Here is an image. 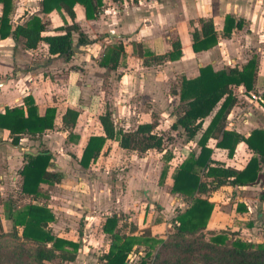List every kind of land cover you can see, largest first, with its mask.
<instances>
[{
    "label": "crops",
    "instance_id": "1",
    "mask_svg": "<svg viewBox=\"0 0 264 264\" xmlns=\"http://www.w3.org/2000/svg\"><path fill=\"white\" fill-rule=\"evenodd\" d=\"M40 2L41 0H11V10L8 15L11 29L23 24L32 15L38 16L42 22L47 24L46 31L42 32L41 35L62 34L64 31L61 28L72 24V20L63 10L42 13ZM100 4L102 5L99 13L94 19H86L83 6L76 4L73 7L75 24L92 42L79 46L67 61L49 55L47 46L43 42H40L35 49L27 50L24 48V40L21 37L14 40L11 36H8L0 40V112H3L5 107L20 105L26 95H31L40 114L43 113L46 107L56 108V122L58 123L67 108L79 112L85 107L80 100L82 98L80 95L81 89L101 85L102 82L105 83L106 78L116 84L111 76L115 72L119 82L113 86V89L116 90L117 86L120 92V95H118L119 103L127 104V114L130 115L128 108L134 104V98L141 95L147 99L146 102L151 107L150 110L143 108L139 113L150 117L152 111L155 113V110L159 107L158 105L168 104L170 100L177 99L178 101L177 96H173L168 92L167 81H174L176 76L178 78L181 76L193 78L198 74V69L206 65H211L214 70L223 69L227 72L230 68L240 67L252 56H256L258 65L254 89L246 91L242 85L232 88L237 101L227 115L225 129L245 137L254 129L264 128L262 119L257 120L256 117L257 114H262L264 117L263 105L255 104L252 99L253 96H256L264 100V89L262 91L257 90L258 82L264 84V75L259 73V56L263 55L260 58L264 59V0H121L119 3L101 0ZM1 15L2 4L0 3V18ZM227 15L239 20L240 27L234 29L229 38H220L218 44L211 49L193 52L191 49V33L195 28H200L199 20L212 19L215 29L220 31ZM173 39H178L180 42V59L167 61L159 66L144 67L140 65L134 52L135 44H141L143 48L155 54H162L171 49L170 44ZM255 41L258 44L253 47L250 46ZM117 43L122 44L124 55L116 69L99 66V60L105 48ZM156 69L157 76L147 78V71H155ZM59 83L65 86H59ZM66 86V96L62 98H65L68 106L64 108L63 112L59 113L57 101H60V99L57 93L60 90L65 91ZM114 93L113 99H116V92ZM133 94L138 95L133 97ZM92 95L89 97V103L95 101L99 94L96 92ZM42 101L48 102L44 108H41L38 104ZM106 111L110 112L109 110ZM79 116L80 113L78 118ZM126 117L128 116L126 115ZM112 120L116 127L113 118ZM77 121L71 129H63L61 126L34 138L23 136L18 147H12L7 142L9 139L6 131L0 132L1 146L10 147L11 149H19L26 139L34 145L36 139H42L44 143L47 138H53L51 135L65 133L64 139H61V147L51 148V142L48 146L45 142L46 145L41 149L34 150L32 148L22 152L18 170V177L20 178L18 191L19 196L26 201L24 204H45L55 218L53 222L49 223L51 231L59 237L78 241L69 234L75 232L76 226L80 225L81 221L85 229L93 221H97L98 217H102L104 222L106 217L113 214L117 216L120 213L124 214L130 207L137 212L139 210L138 205L142 206L144 199L147 197L146 202L149 204L150 213L146 214V211H143V219L147 218V222H149L151 220L149 217L153 218L154 214L159 217H167V211L170 213L169 222L165 223L164 221L167 218L163 217L160 223L142 224L139 227V224L134 220L139 218L140 215L135 213L130 214L131 218H127L131 221L128 223H133L137 230L150 228L153 234L164 237L165 232L171 227V219L186 206V202L180 195L170 192L171 175L191 150L180 149V154L176 157L172 151H168L171 154L168 162H165L163 157L166 152L165 149L162 152L149 150L143 153L144 155L140 154L142 156L136 159L135 167L127 172L117 173L114 181L107 179L105 171H102L101 174L99 169L97 173L99 176L90 177V174L87 176L85 173L89 172L90 166L98 160L99 156L102 161L104 160V163H110L114 148L118 150L119 154L117 155L121 156L120 158H123L129 152L132 155L136 152L120 148L115 140H107L100 155L87 168H82L79 165V160L88 138L93 135H101L102 130L100 127L99 133L82 139L78 134H75ZM120 127L126 131L122 126ZM173 131L177 132L178 130ZM181 132L183 133L182 130ZM67 139L75 140L73 146H80L78 153L72 152L70 155L67 153L64 149V146L67 145L65 144ZM207 145L211 149V159L236 170L242 169L251 157V152L242 142L236 146L232 156L228 155L227 149L216 147L214 139H210ZM42 150H48L52 155L47 170L60 172L63 179L53 186L41 184L40 189L44 195L33 199L21 193L22 177L19 171L26 161V155ZM106 151L107 154L102 156V152L105 153ZM240 151L244 153L245 163L238 167L235 156ZM157 155H160V158H157ZM145 163L146 166L152 165L156 169V180L151 185L144 180ZM165 165L168 166V169L165 179L160 185L159 177ZM168 170H170L169 173ZM261 177L260 182L254 186H224L213 192H218L223 188H230L232 192L237 189L249 191V189L260 184L264 185V175ZM249 199L242 196L236 197L231 210L232 217H235L232 224L221 226L224 217L218 216V211L215 210L217 205L209 198L213 202V210L206 230H228L234 233V237L249 242H263L264 238L260 240V233H255L257 228L255 223L252 224L253 220L251 221L253 206L248 202H252L256 197L253 200ZM241 205L244 206L243 211L238 209ZM156 207L157 209H155ZM222 212L219 211L221 214ZM259 216L258 214L257 217ZM243 220H245V224L241 223ZM103 222L99 223L100 232H102ZM59 231L63 232V235L58 234ZM253 235L256 237L254 238Z\"/></svg>",
    "mask_w": 264,
    "mask_h": 264
},
{
    "label": "trees",
    "instance_id": "2",
    "mask_svg": "<svg viewBox=\"0 0 264 264\" xmlns=\"http://www.w3.org/2000/svg\"><path fill=\"white\" fill-rule=\"evenodd\" d=\"M110 1L119 3L121 0ZM0 3V40L8 36L14 40L21 37L27 50L35 49L43 42L49 55L66 61L79 46L92 42L75 24L73 7L76 4L83 6L86 19H94L102 5L101 0H41L42 13L63 10L72 20L71 25L61 28L64 31L62 34L41 35L46 31L47 24L36 15L11 29L8 18L11 0H0ZM199 24L200 28L191 33V49L195 53L211 49L220 38H229L233 30L240 27V21L230 15L225 16L220 31L215 29L212 19H200ZM170 45L169 51L155 54L141 44H135L134 52L141 66H159L181 58L179 40L173 39ZM123 55L121 43L106 47L99 66L114 70ZM257 65L256 56H252L242 66H235L227 72L206 65L199 68L193 78H178L177 86L169 93L178 97L180 112L175 115L170 128L181 129L187 139L195 141L198 147V152L190 151L171 175L170 192L180 195L186 206L171 219V231L164 237L153 234L150 228L137 230L130 223H127V231H122L120 216L113 214L106 217L102 232L108 237L109 244L102 256L103 264H129L130 255L137 257L132 264H264V241L249 242L234 237V233L228 230H206L213 210V202L207 195L224 186L254 185L262 175L264 128L254 129L245 137L225 129L227 115L237 101L232 88L242 85L246 91H252ZM56 112L55 107H46L40 114L32 96L26 95L20 105L5 107L0 112V132L6 131L7 142L12 147H18L23 136L34 138L61 126L63 129L75 126L78 111L67 108L58 123ZM98 122L102 134L88 138L79 160L82 168H87L100 155L107 140H115L120 148L139 154L149 150L163 151V137L157 129L158 115L153 112L150 121L138 124L133 131L116 128L108 111L98 116ZM210 139L215 140L216 147L227 149L229 156L242 142L251 152V157L240 170L226 167L211 159V149L207 145ZM164 154V161L168 162L171 154L168 151ZM51 160L48 150L26 155L19 171L22 194L37 199L44 195L41 184L53 186L61 182L63 175L60 172L47 170ZM167 169L165 165L161 170L160 185ZM3 206L11 229L4 232L8 233L7 236H1L11 239L0 241V250L5 245L10 246L27 264H45L55 259L60 262L75 260L79 242L59 237L51 231L49 223L55 218L45 204L27 203L18 207L7 202ZM238 209L243 211L244 206Z\"/></svg>",
    "mask_w": 264,
    "mask_h": 264
},
{
    "label": "rangeland",
    "instance_id": "3",
    "mask_svg": "<svg viewBox=\"0 0 264 264\" xmlns=\"http://www.w3.org/2000/svg\"><path fill=\"white\" fill-rule=\"evenodd\" d=\"M255 44H258L257 41L250 46H256ZM262 45V43H260ZM263 55L259 56V73L264 75V59L260 58ZM157 69L155 71H147V78L148 77H155L157 76ZM159 71V70H158ZM161 71V69H160ZM113 79L116 81V84L105 79V83L102 82L101 85H97L93 88L88 89H81V102L82 105H84L87 108H83L81 111H79L80 116L77 121L76 125V131L75 134H78V136L82 139L87 138L89 135L97 134L100 131V125L98 122V116L100 114H103L106 110H109L111 112V116L114 119L116 123V128L123 127L126 131H133L137 124L144 123L150 121V117L140 115L139 111L141 112L143 108H148L150 110L151 105L146 102L147 99H145L143 96H138L137 98H134V104L130 106L129 111L130 115L127 114V104L126 103H119L118 95H120L117 86L116 90L113 89V86L117 85L119 82V78H117V73L114 72V75H111ZM142 79H146L145 77H141ZM176 79L178 77L176 76ZM176 79L174 81H167V90L168 92L177 86ZM146 81V80H145ZM59 86H65L63 84L59 83ZM64 88V87H62ZM65 89V88H64ZM264 89V84L261 82L257 84V90L262 91ZM67 92V86L66 90H60L57 94L59 96L60 101H57V107L59 108V113L63 112L64 108L68 106L67 101L65 98H62L66 96ZM98 93V98L89 103V97L93 96L92 94ZM116 92V99H113V95ZM138 94H133V97H136ZM62 98V99H61ZM114 103H112V101ZM132 102V101H131ZM46 102H39L38 104L41 106V108H44V106L47 105ZM91 105V106H90ZM159 107L155 110V114L158 115V132L161 133L163 137V149L166 151H172L173 155L176 157L180 154V149H185L187 151H193L197 152V144L193 140L187 139L184 133L181 132L179 129L177 132L173 131L170 126L172 124V121L175 120V115L180 112V105L177 99L168 101V104L165 103L164 105H158ZM264 109V106L263 108ZM153 112V111H152ZM165 112V113H164ZM154 113V112H153ZM126 115L128 117H126ZM59 116V115H58ZM257 120L262 119V124L264 125V117L257 114ZM59 119V117H58ZM59 127V125H58ZM53 138L46 139L44 143L42 142V139L35 140L36 144L33 145L30 141H24L23 144L20 146L19 149H11L10 147L1 146L0 144V224H1V231H0V241L3 242L5 239L6 241H9L11 238L4 237L1 235H8V233H4L6 231H10L11 229V223L5 218V211L3 203L10 202L11 204H14L16 206H22L24 203H26L25 199L19 196V183L20 178L18 177V170L20 168V159L22 157V152L26 149H34L37 150L38 148H42L47 142V145L50 143L51 148L61 147V141L64 139L65 133L63 132L58 133L57 135H51ZM62 139V140H61ZM51 140V141H50ZM75 140H69L67 139V142L64 146V149L69 153V155L73 152L78 153L80 146H73ZM38 144V145H37ZM110 149V148H108ZM108 151V150H107ZM107 151L105 153L102 152V156H105L107 154ZM154 152V151H152ZM241 152V153H240ZM235 156L236 165L239 167L245 163V157L244 153L240 151ZM119 154L118 150L114 148L112 150V159L110 163H104V160L100 159L98 157V160L89 168V172H86L85 174L88 176L90 174V177H95L98 173V171H105V176L109 180L116 179V174L124 171H128L132 167L136 166V159L141 158L142 155L140 154H134L132 155L130 152L125 154L123 158H120L121 156L117 155ZM117 157H119L117 159ZM157 158H160V155H157ZM138 165V164H137ZM99 169V170H98ZM143 170V169H142ZM144 180L149 183L150 185L153 184L156 180V169L154 166L149 165L144 168ZM170 170H168L169 173ZM262 175H264V167H262L261 170ZM261 175V176H262ZM99 176V175H97ZM262 178V177H261ZM260 180L257 181L256 184H258ZM254 184V185H256ZM253 185V186H254ZM149 188V187H148ZM148 192V191H147ZM242 196L244 198H250L253 200V198L256 197L252 202L248 201L253 206V214L251 215L252 224L255 223L256 230L255 233H260V240L264 238V185L260 184L257 187H254L252 189L247 190H239L237 189L235 192H232L230 188L228 189H222L218 192H211L210 195H207V198L213 200L214 204L217 205L216 209L218 211V216L224 217L223 221L221 222V226H224L226 224L231 225L232 220L235 217H232V208L234 201L236 197ZM147 199V197H146ZM146 199H144V204L138 205L139 210L136 212L130 208H128L126 213H120L121 222L120 224H123V227H121L122 231H127V223L131 222L127 218H131L130 214L140 215L139 218L135 219L134 221L138 223L139 227H141L142 224H148L149 223H160L162 221V218L165 216H157L153 215V218L149 217L151 220L147 222V218H144L143 211H146V214L150 213L149 211V204L146 202ZM249 199V200H250ZM254 202V203H253ZM157 209V207L155 208ZM222 212L221 213H219ZM161 214V213H160ZM165 223L169 222V216L170 213L166 211ZM260 215L257 217V215ZM155 216V217H154ZM147 217V216H146ZM102 217H98L97 221H91L92 224L88 225L87 228H83L82 221L80 222V225H77V229L74 233H70L69 235L73 237L75 240H78L80 244V248L76 254V258L73 262H60L58 259H55L50 262H45V264H103L102 263V256L104 255L107 245L109 244L108 237L103 234V232H100L99 223L103 222ZM236 220V219H235ZM133 222V221H132ZM241 223L245 224V220L241 221ZM133 225V223H131ZM171 231V227L165 232ZM63 235V232L59 231ZM68 235V236H69ZM246 237L248 235H245ZM254 238L256 237L253 235ZM259 238V237H258ZM253 239V238H251ZM258 243V242H256ZM137 257H134L133 255H130L129 257V264L134 263ZM0 264H27L24 260L21 258H18L17 252L14 251L13 248L10 246H3L0 250Z\"/></svg>",
    "mask_w": 264,
    "mask_h": 264
},
{
    "label": "built area",
    "instance_id": "4",
    "mask_svg": "<svg viewBox=\"0 0 264 264\" xmlns=\"http://www.w3.org/2000/svg\"><path fill=\"white\" fill-rule=\"evenodd\" d=\"M252 99L254 100L255 104L264 106V100H262L260 97L253 96Z\"/></svg>",
    "mask_w": 264,
    "mask_h": 264
}]
</instances>
